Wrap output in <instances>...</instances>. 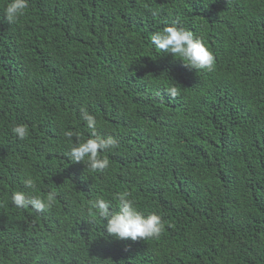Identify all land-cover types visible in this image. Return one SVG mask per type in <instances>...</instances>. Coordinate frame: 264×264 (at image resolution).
Segmentation results:
<instances>
[{"label": "trees", "instance_id": "obj_1", "mask_svg": "<svg viewBox=\"0 0 264 264\" xmlns=\"http://www.w3.org/2000/svg\"><path fill=\"white\" fill-rule=\"evenodd\" d=\"M0 0V264H264V0ZM176 24L215 56L183 101L182 60L152 34ZM193 79V76H192ZM176 87V86H175ZM96 134L118 146L92 172L67 158ZM23 124L21 140L11 129ZM38 177L44 212L11 193ZM128 191L162 218L158 239L119 240L89 204ZM118 209L110 208V211Z\"/></svg>", "mask_w": 264, "mask_h": 264}, {"label": "clouds", "instance_id": "obj_2", "mask_svg": "<svg viewBox=\"0 0 264 264\" xmlns=\"http://www.w3.org/2000/svg\"><path fill=\"white\" fill-rule=\"evenodd\" d=\"M28 7V0H10L4 9V16L9 23L16 21L25 14ZM152 45L159 52L172 54L182 60L183 71L174 77L175 86L167 89V94L175 97L177 92L181 100L191 94V91H184L178 86L179 80L191 86L196 85L198 75L212 71L215 65V56L207 47L205 42L194 36L192 31L184 27L172 24L157 31L150 37ZM193 76V79H192ZM192 87V86H191ZM81 120L91 132V136L83 141L72 143L76 135L72 130L63 132V136L69 142L70 150L67 158L73 163L83 162L86 168L92 172H104L109 168L110 162L106 153L118 146V141L112 137H102L96 134L99 121L97 117L90 114L86 109L81 110ZM12 133L23 140L28 135V129L23 124H17L11 129ZM26 190L13 191L11 193L12 204L19 209L32 208L36 212H44L52 208L55 201V193H48L45 196L37 194L38 177L26 173L23 181ZM116 206L112 201L97 198L90 202L89 212L99 216L104 222V229L109 236L119 240L131 239H158L164 230L162 218L155 214H145L136 206L130 198L128 191H122L115 195ZM110 208L118 209L110 211Z\"/></svg>", "mask_w": 264, "mask_h": 264}]
</instances>
